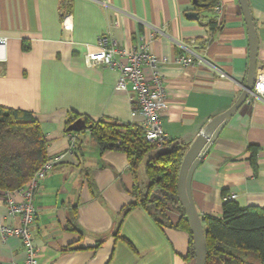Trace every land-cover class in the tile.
<instances>
[{
    "label": "crops",
    "instance_id": "crops-1",
    "mask_svg": "<svg viewBox=\"0 0 264 264\" xmlns=\"http://www.w3.org/2000/svg\"><path fill=\"white\" fill-rule=\"evenodd\" d=\"M219 3V15L211 10L191 19L185 13L195 12L192 0H0V37H6L0 106L31 112L48 157L66 151L67 122L76 115L141 125L132 93L115 90L117 71L89 66L85 56L106 33L118 47L132 49L156 30L150 50L166 92L163 130L189 146L210 119L233 105L245 83L249 43L242 9L238 0ZM247 3L258 40L257 69H264V0ZM209 18L220 24L213 32L205 26ZM189 52L204 62L183 67L177 57ZM76 141L78 157L48 170L34 194L30 232L37 264H194L187 258L189 234L160 228L141 207L128 211L116 232L123 208L133 201L128 158L119 150L101 151L88 129ZM250 146L256 147L253 162ZM139 179L145 180L143 167ZM191 193L200 215L221 217L225 196L241 208H264L262 98L243 104L227 121L194 170ZM0 224H20L18 216L8 217L1 195ZM25 257L18 237L0 239V264L22 263Z\"/></svg>",
    "mask_w": 264,
    "mask_h": 264
},
{
    "label": "trees",
    "instance_id": "trees-1",
    "mask_svg": "<svg viewBox=\"0 0 264 264\" xmlns=\"http://www.w3.org/2000/svg\"><path fill=\"white\" fill-rule=\"evenodd\" d=\"M193 8L198 12L211 11L219 0H194ZM68 9L62 12V18ZM208 31L220 27L216 19L205 22ZM82 118L90 136L101 151L119 150L126 154L130 170L135 178L133 201L126 205L124 215L135 207H141L160 227L186 231L189 234L187 258L194 259V248L189 222L180 204L177 193V176L187 145L169 137L161 148L164 150L149 156L156 145L145 138L141 125L120 123L114 120H89L76 115L67 122ZM77 135L78 132L67 131ZM47 141L38 120L29 111L0 106V191H13L22 187L36 170L48 159ZM79 143L76 141L74 154L78 157ZM253 162L255 146H250ZM143 167L146 184L141 187L138 173ZM222 216L200 215L206 242V264H264V208H241L233 199L222 203ZM70 230L76 228L75 211L68 217ZM117 235V233H116Z\"/></svg>",
    "mask_w": 264,
    "mask_h": 264
},
{
    "label": "built area",
    "instance_id": "built-area-1",
    "mask_svg": "<svg viewBox=\"0 0 264 264\" xmlns=\"http://www.w3.org/2000/svg\"><path fill=\"white\" fill-rule=\"evenodd\" d=\"M221 9V4L218 3L212 8V11L219 15ZM156 32L158 31L152 30L138 47L132 49L118 47L116 42L110 39L109 33H106L100 36L97 49L87 53L85 59L89 66L104 65L117 71L118 79L115 90L132 93V108L142 116L141 127L145 132L146 140L160 148L168 136L162 126V113L166 108L164 81L159 69V62L150 50V40L156 35ZM5 46L6 37H0V61L4 60ZM177 61L183 67H188L194 61L204 62L203 59L191 52L188 55H178ZM145 69L148 70L149 76L145 74ZM220 75L224 76L222 72ZM255 98L264 100V69H257L255 74L253 88L248 99L252 101ZM75 143L76 135L69 134V145L66 151L48 157L22 187L13 191H0V195L5 197L8 217L18 216L20 218V224L17 226L0 224V239L16 236L24 247L26 253L24 261L15 264H37L38 248L30 232L36 213L33 203L34 194L48 170L63 162L66 157L74 155ZM225 199H230V197L225 196Z\"/></svg>",
    "mask_w": 264,
    "mask_h": 264
},
{
    "label": "water",
    "instance_id": "water-1",
    "mask_svg": "<svg viewBox=\"0 0 264 264\" xmlns=\"http://www.w3.org/2000/svg\"><path fill=\"white\" fill-rule=\"evenodd\" d=\"M238 1L245 20L249 43V62L242 92L233 105H231L226 111L210 119L198 133L196 138L190 143L182 158L177 176L178 199L185 211L192 235L194 264H206V242L200 214L198 213L192 198V175L200 163L203 154L207 151L208 147L215 140L227 121L243 104H249L251 102L248 98L250 91H252L257 71L258 40L254 22L247 0ZM192 3H195V1L192 0ZM185 16L191 19H196L198 17L197 13L194 11L186 12ZM67 129L69 131L79 132L86 129V124L82 118H78L73 121Z\"/></svg>",
    "mask_w": 264,
    "mask_h": 264
},
{
    "label": "rangeland",
    "instance_id": "rangeland-1",
    "mask_svg": "<svg viewBox=\"0 0 264 264\" xmlns=\"http://www.w3.org/2000/svg\"><path fill=\"white\" fill-rule=\"evenodd\" d=\"M138 181H139L141 187H144V186H145V184H146V179H145L144 181H142V180L139 179ZM248 259H249L250 261H252L253 264H258L257 261H256V259H255L254 257L249 256Z\"/></svg>",
    "mask_w": 264,
    "mask_h": 264
}]
</instances>
